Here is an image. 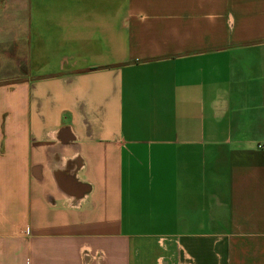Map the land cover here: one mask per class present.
I'll return each instance as SVG.
<instances>
[{
    "label": "crops",
    "instance_id": "1",
    "mask_svg": "<svg viewBox=\"0 0 264 264\" xmlns=\"http://www.w3.org/2000/svg\"><path fill=\"white\" fill-rule=\"evenodd\" d=\"M0 264H264V0H0Z\"/></svg>",
    "mask_w": 264,
    "mask_h": 264
}]
</instances>
